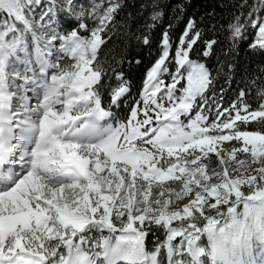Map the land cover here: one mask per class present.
Instances as JSON below:
<instances>
[{"label":"snow or ice","instance_id":"1","mask_svg":"<svg viewBox=\"0 0 264 264\" xmlns=\"http://www.w3.org/2000/svg\"><path fill=\"white\" fill-rule=\"evenodd\" d=\"M41 2L0 0V264H143L146 238L157 229L166 239L147 248L151 264H202L205 256L211 264H264V104L253 110L241 91L224 106L210 69L190 58L203 30L189 20L170 71L171 25L165 29L128 122L101 129L112 115L94 88L104 69L87 65L115 28L122 0L79 8L63 0L60 9L79 21L67 34L54 26L55 0L37 18ZM262 8L259 0L228 25L234 41L251 26L258 29L252 48L264 50ZM162 15L154 11L150 19ZM58 40L74 65L49 62ZM203 43L207 57L216 41ZM48 68L57 70L50 81ZM118 79L117 106L129 90ZM258 95L264 99V87ZM252 121L260 130H247ZM173 196L191 202L172 205Z\"/></svg>","mask_w":264,"mask_h":264},{"label":"trees","instance_id":"2","mask_svg":"<svg viewBox=\"0 0 264 264\" xmlns=\"http://www.w3.org/2000/svg\"><path fill=\"white\" fill-rule=\"evenodd\" d=\"M242 3L244 0H122L123 6L114 21L116 26L107 35H102L105 43L98 48L97 59L91 64L92 69L98 63L104 69L99 84L94 85V88L101 94V106L112 113L114 124L128 121L130 109L138 106L137 101L141 100L144 93L147 73L162 52V33L170 25V58L173 62L169 63V70H175V50L189 20L203 30L202 41L193 49L190 58L205 63L210 69L216 78L215 92L218 98L223 97L224 106L233 103L241 91L245 92V99L253 110L264 104V99L258 95L259 89L264 87V50L252 48L256 43L257 29L247 26L243 36L234 41L228 28L230 23H235L236 16L242 12L247 14L259 0H247V4L241 8ZM153 4L157 7L153 8ZM81 5L88 7L90 0L75 1L77 8ZM177 5H182V10ZM263 10L264 8L257 15L261 16ZM59 11L57 8L56 14L62 18ZM154 11L163 13L162 18L156 22L150 19ZM243 19L242 16L241 20ZM78 23L75 18L64 16L62 21L57 22L56 28L59 33L66 34L76 30ZM87 23L91 26L93 22L89 20ZM147 25H152V29L149 30ZM145 38L150 40L148 44L143 43ZM213 40L216 43L211 54L203 56V52L207 50L203 41ZM121 76L127 82L129 90L117 106L112 103V92L119 86L118 77ZM164 79L166 84L170 82L167 75ZM181 83L186 85V81ZM211 95L210 90L209 96ZM260 127L257 122L252 121L247 130H260ZM211 167H218L215 158ZM243 190L247 192L246 187ZM164 239V230L157 229L146 238V247L152 250L157 241L162 242ZM202 243L207 245L206 237H202Z\"/></svg>","mask_w":264,"mask_h":264},{"label":"rangeland","instance_id":"3","mask_svg":"<svg viewBox=\"0 0 264 264\" xmlns=\"http://www.w3.org/2000/svg\"><path fill=\"white\" fill-rule=\"evenodd\" d=\"M49 2L52 3V0H42L40 6L37 7L36 10H35L36 14H37V18H38L39 13L44 9L45 4L49 5ZM55 2L57 4V8L60 10L59 12H61V16H63V17L64 16H70L69 13L66 10H61L60 9V6L63 5V0H55ZM73 4L75 5V1L74 0H73ZM261 16H264V10L261 13ZM63 17L61 18L59 15L57 16V14H55V18H54L55 19V24H54L55 27L57 25V22L59 23L60 21L63 20ZM57 29L58 28H56V30ZM257 34H258V29H257ZM256 37H257V35H256ZM26 41L28 43V53L30 55L31 60L33 61V66L36 68V70L38 72L39 65L35 64V43L31 40L30 34L26 35ZM255 42H256V39H255ZM54 43H55V48L52 50V56L48 57L49 62L50 63H59V64H61V66H65V65H68V64H73L74 65L76 63V60H74L70 55H65L64 53L59 51L61 42L58 40V41H55ZM40 46L42 48L44 47V41H40ZM58 56L61 57L60 60L56 59ZM64 60L66 62H65V64H62V61H64ZM91 63L89 65H87V69H90ZM19 67L21 68V70H23L24 66L21 64ZM56 71L57 70L53 69V68H48L47 69V76H48L49 81H50L51 75L55 74ZM86 73H87V71L84 74L86 75ZM29 75H31V73H29ZM28 95H29V97H32L33 94L31 92H29ZM31 102L35 103V100L33 99ZM56 107L59 108L60 105H57ZM141 115H142V113H141ZM153 120L155 121V113H153ZM99 125H100L101 129H106V128H108L109 125H111L113 127V123L110 121L109 118L101 120L99 122ZM229 167L231 169V168L236 167V165L233 163V164H230ZM215 170L216 171H220L221 170L220 166L218 165V167L215 168ZM173 186L176 188L177 191L180 190L181 186L178 183L173 185ZM184 201H187L188 203L191 202L189 197H183L182 199H176L175 196L172 197V205L178 204V205H180V207H183V202ZM213 201H214V199H213ZM172 205H170V207ZM178 224H179V222H174V226H176ZM177 239H179V238H177ZM201 259H202V264H211V260H210L209 257L205 256V257H202Z\"/></svg>","mask_w":264,"mask_h":264},{"label":"clouds","instance_id":"4","mask_svg":"<svg viewBox=\"0 0 264 264\" xmlns=\"http://www.w3.org/2000/svg\"><path fill=\"white\" fill-rule=\"evenodd\" d=\"M145 251H146V254H147L148 258H147L146 260L143 261V264H151V253H150V251L147 249V247H146Z\"/></svg>","mask_w":264,"mask_h":264}]
</instances>
